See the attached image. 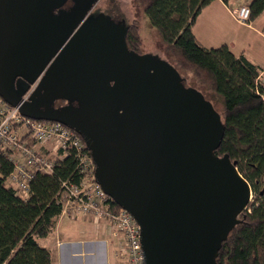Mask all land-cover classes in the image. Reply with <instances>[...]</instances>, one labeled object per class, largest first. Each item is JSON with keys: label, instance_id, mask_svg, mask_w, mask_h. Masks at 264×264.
I'll return each mask as SVG.
<instances>
[{"label": "water", "instance_id": "obj_1", "mask_svg": "<svg viewBox=\"0 0 264 264\" xmlns=\"http://www.w3.org/2000/svg\"><path fill=\"white\" fill-rule=\"evenodd\" d=\"M15 1L7 7L11 25L0 20L3 100L25 117L61 122L83 137L97 164L95 181L139 226L144 264H216L252 192L236 162L214 154L223 124L211 102L185 86L167 60L120 45L96 20L67 38L41 14L45 9L37 11L40 3ZM27 9L34 11L32 38ZM44 70L58 76L59 97L80 106L62 114L37 108L46 97L24 100L28 87L15 86V76ZM109 142L117 148H106Z\"/></svg>", "mask_w": 264, "mask_h": 264}, {"label": "trees", "instance_id": "obj_2", "mask_svg": "<svg viewBox=\"0 0 264 264\" xmlns=\"http://www.w3.org/2000/svg\"><path fill=\"white\" fill-rule=\"evenodd\" d=\"M166 45L170 63L183 80L211 102L219 113L223 134L218 152L236 162L251 187L252 200L221 243L216 264H264V84L259 66L226 44L206 48L192 26L212 0H133ZM227 4L231 0H221ZM249 19L264 10V0H250ZM134 31L129 43L139 48ZM71 154L56 158L50 173H35L26 199L4 183L12 165L0 154V264H51V253L39 244L53 231L61 211L63 180L78 182L80 173ZM111 202V201H110ZM111 205L118 208L115 202Z\"/></svg>", "mask_w": 264, "mask_h": 264}, {"label": "built area", "instance_id": "obj_3", "mask_svg": "<svg viewBox=\"0 0 264 264\" xmlns=\"http://www.w3.org/2000/svg\"><path fill=\"white\" fill-rule=\"evenodd\" d=\"M232 15L239 22H248V3L232 9ZM257 79L264 84V68L258 71ZM42 145L52 146L51 150L58 152L57 158L71 154L77 161L80 179L75 183L69 179L62 181L60 212L103 216L116 237V256L124 264H144L137 222L124 208L111 205L114 201L95 181L94 165L77 132L58 121L25 117L17 106L9 105L0 96V154L6 155L12 165L4 183L23 199L29 195V183L35 173H50L53 169L55 160L41 149ZM245 209L249 210L248 205Z\"/></svg>", "mask_w": 264, "mask_h": 264}, {"label": "crops", "instance_id": "obj_4", "mask_svg": "<svg viewBox=\"0 0 264 264\" xmlns=\"http://www.w3.org/2000/svg\"><path fill=\"white\" fill-rule=\"evenodd\" d=\"M249 1L231 0L227 5L221 0H212L197 15L192 31L204 47L226 44L235 55L244 53L253 64L263 67L264 10L244 23L232 15V9ZM58 218L53 232L42 240L51 252V264L117 263L115 248L104 221L96 223L86 215ZM66 218L69 222H65ZM75 227L79 231H75Z\"/></svg>", "mask_w": 264, "mask_h": 264}, {"label": "flooded vegetation", "instance_id": "obj_5", "mask_svg": "<svg viewBox=\"0 0 264 264\" xmlns=\"http://www.w3.org/2000/svg\"><path fill=\"white\" fill-rule=\"evenodd\" d=\"M36 3H40L41 6L38 7V10L41 11V14L49 15L48 19L50 20V25H52L55 32L58 34H68L70 38L79 28L85 24H89L91 20H96V24L99 26L102 25L105 33H110L111 38L117 40L120 45H125L129 50L137 52L139 55H156L149 52H141L139 48L135 47L133 44L129 43V37L132 32L131 27L134 24L133 22L126 18L125 12L122 11L118 5L110 3L108 0H35ZM15 0H0V20L3 18L6 23L11 25V22H8L10 17L8 16L10 11L7 9L8 4L14 6ZM103 4V5H102ZM3 7L6 9L4 10ZM19 9V8H18ZM28 10V9H27ZM29 11V12H28ZM26 11L30 15L28 16L27 31L30 37L35 35V28L29 22L31 15H33L31 10ZM34 12V11H33ZM32 13V14H31ZM161 58V57H159ZM163 59V58H161ZM46 70V69H45ZM45 70L35 77H26L24 75L15 76L14 82L15 86L22 84V87H28L25 93L23 94V99L28 100L32 96L35 98L46 97V100L40 101L37 105L39 110L44 112H59L62 114L69 113V105L80 106L77 100L69 101L66 98L59 97L62 95L64 90L60 86V81L58 76H53L50 74H45ZM32 80V81H31ZM183 84L188 85L184 80ZM25 97V98H24ZM70 102V104H69ZM80 114V113H78ZM83 114V113H82ZM84 147L89 153L92 163L94 165V174L97 168V164L91 155V150L86 146V142L83 137L77 133ZM118 141V140H117ZM106 148H117L115 142L112 143H103ZM95 148V147H93ZM218 147L214 150V154L217 156H222L223 153H219ZM97 152L104 154V150H97ZM106 166V164L104 163ZM241 214V213H240ZM240 214L237 216L239 218Z\"/></svg>", "mask_w": 264, "mask_h": 264}, {"label": "rangeland", "instance_id": "obj_6", "mask_svg": "<svg viewBox=\"0 0 264 264\" xmlns=\"http://www.w3.org/2000/svg\"><path fill=\"white\" fill-rule=\"evenodd\" d=\"M108 1L110 3H112V4L114 3L115 5H118L119 8L122 11L125 12L126 18H128V20L131 21V23L132 22L134 23L132 25L131 29H132V31L134 30L137 33V35L139 36V38H140L139 49H140L141 52H149V53H152V54L153 53L154 54H158L159 57H161V58H163V59H165L167 61L168 60L170 61V56H168V54L166 52V50H167L166 49V45L161 41V39L159 37V34L156 31V29L153 28L150 25L147 16L143 12L142 7L137 6V4L133 0H108ZM237 7H235V8H237ZM262 68H264V66L263 67H259V70H261ZM186 83L188 85H192L191 78L189 80L186 79ZM51 148H52V146H50V145H42L41 146V149L44 152H47V153L50 154V158L52 160H56V158L58 157V152L55 151L56 153H54L51 150ZM82 215L90 216L92 218V220H94L96 223H99L100 221H102V222L104 221L105 225H106V228L109 231L112 244L114 245V248H115L116 237L112 233V228H111L110 224H108L107 220L103 216H100V215H98L96 213H92V212L87 213V214H78V215H76V214L69 215L68 213H63V212L61 213L60 212L58 217L66 216V217H69V218H76L77 216H82ZM58 217H57V220L59 219ZM57 220H56V223H57ZM65 220H66L65 222H69V221H67L68 220L67 218ZM75 231H79L77 227H75ZM42 240H44V239L39 240V244L41 246H43V247H46L44 241H42ZM47 249L49 250V248H47ZM114 254H115L114 256H115L116 262H117L116 264H124L122 262V260H120L118 258V256H116L117 255L116 249L114 251Z\"/></svg>", "mask_w": 264, "mask_h": 264}]
</instances>
